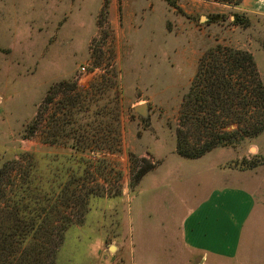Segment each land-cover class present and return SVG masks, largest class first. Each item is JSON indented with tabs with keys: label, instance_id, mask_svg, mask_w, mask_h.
I'll list each match as a JSON object with an SVG mask.
<instances>
[{
	"label": "rangeland",
	"instance_id": "obj_1",
	"mask_svg": "<svg viewBox=\"0 0 264 264\" xmlns=\"http://www.w3.org/2000/svg\"><path fill=\"white\" fill-rule=\"evenodd\" d=\"M234 15L246 21L243 26L233 24ZM263 37L261 18L211 0H0V164L19 153L38 155L40 174L52 172L58 183L73 177L95 195L83 225L65 233L64 254L81 246L78 238H97L100 232L126 238L127 224L134 236L159 238L150 212L134 224L138 207L148 211L190 199L198 183L206 188L217 182L210 170L217 162L228 182L264 187V132L197 160L175 152L182 96L202 53L216 45L253 50L264 84L258 51ZM63 82L79 90L95 86L96 107L89 112L96 118L88 122L97 137L109 136L118 115V153L82 154L85 162L77 164L65 146L42 142L45 122L29 137L38 107L51 109L47 99ZM142 105L144 112L137 113ZM154 162L159 163L131 190L135 173ZM253 163L257 166L250 168ZM246 232L230 264H264V219L248 241Z\"/></svg>",
	"mask_w": 264,
	"mask_h": 264
},
{
	"label": "trees",
	"instance_id": "obj_2",
	"mask_svg": "<svg viewBox=\"0 0 264 264\" xmlns=\"http://www.w3.org/2000/svg\"><path fill=\"white\" fill-rule=\"evenodd\" d=\"M211 1L229 6L242 2ZM245 22L233 16L234 25L243 26ZM95 89L94 85L79 90L76 84L60 83L47 99L51 109L38 107L27 129L29 137L45 122L42 142L65 146L77 158V164L85 162L79 157L82 154L118 153V115L109 136L97 137L99 131L88 122L96 118L95 112H89L90 106L96 107ZM230 126L235 129L227 131ZM263 132L264 84L252 54L221 45L203 52L182 96L175 129L176 154L195 160L217 148L254 140ZM158 163L139 169L130 189ZM256 166L253 163L250 168ZM56 178L52 172L40 174L38 155L19 153L17 159L0 164V264H56L67 230L83 225L90 198L95 196L93 191L73 177L62 183Z\"/></svg>",
	"mask_w": 264,
	"mask_h": 264
},
{
	"label": "crops",
	"instance_id": "obj_3",
	"mask_svg": "<svg viewBox=\"0 0 264 264\" xmlns=\"http://www.w3.org/2000/svg\"><path fill=\"white\" fill-rule=\"evenodd\" d=\"M239 9L264 21V0H242ZM258 51L264 62V37ZM250 52L252 54L253 50ZM260 77L262 80L263 75L260 74ZM220 163H215L210 169L217 182L206 188L201 187L202 182L198 183L197 192L190 199L180 197L176 204L170 202V206L167 203L161 207L150 206L148 211L145 207H138L134 224H140L145 212H150L147 214L148 221L156 233L161 234L159 238L151 241L141 237V234L134 236L131 231L133 225L122 227L120 224L127 232L126 238L108 237L102 232L97 238H78L81 246L65 254L60 250L56 264L232 263L243 234L247 231L248 241L264 219V187L263 183L252 184L250 189L248 184L239 186L235 185V181L228 182L221 178ZM174 180H178V176ZM167 182L166 185L171 188L170 181ZM199 188L203 189L201 193Z\"/></svg>",
	"mask_w": 264,
	"mask_h": 264
},
{
	"label": "water",
	"instance_id": "obj_4",
	"mask_svg": "<svg viewBox=\"0 0 264 264\" xmlns=\"http://www.w3.org/2000/svg\"><path fill=\"white\" fill-rule=\"evenodd\" d=\"M145 108H146L145 105H142V106L136 107L135 109H136L137 113H142V112H144Z\"/></svg>",
	"mask_w": 264,
	"mask_h": 264
},
{
	"label": "built area",
	"instance_id": "obj_5",
	"mask_svg": "<svg viewBox=\"0 0 264 264\" xmlns=\"http://www.w3.org/2000/svg\"><path fill=\"white\" fill-rule=\"evenodd\" d=\"M82 70H84V69H82Z\"/></svg>",
	"mask_w": 264,
	"mask_h": 264
}]
</instances>
